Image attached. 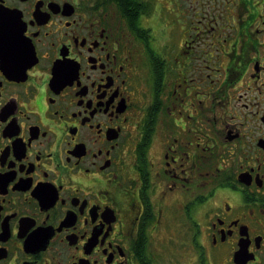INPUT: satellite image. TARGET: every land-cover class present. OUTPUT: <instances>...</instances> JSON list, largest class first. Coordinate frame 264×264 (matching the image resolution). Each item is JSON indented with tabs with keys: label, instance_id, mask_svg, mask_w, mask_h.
Masks as SVG:
<instances>
[{
	"label": "flooded vegetation",
	"instance_id": "1",
	"mask_svg": "<svg viewBox=\"0 0 264 264\" xmlns=\"http://www.w3.org/2000/svg\"><path fill=\"white\" fill-rule=\"evenodd\" d=\"M0 264H264V0H0Z\"/></svg>",
	"mask_w": 264,
	"mask_h": 264
}]
</instances>
